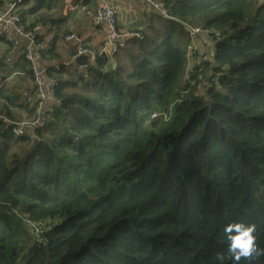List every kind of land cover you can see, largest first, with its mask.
I'll list each match as a JSON object with an SVG mask.
<instances>
[{"label":"trees","instance_id":"1","mask_svg":"<svg viewBox=\"0 0 264 264\" xmlns=\"http://www.w3.org/2000/svg\"><path fill=\"white\" fill-rule=\"evenodd\" d=\"M173 1L143 39L48 67L43 127L0 121V264H219L241 220L264 247V0ZM63 3L22 0L21 25ZM187 25L222 39L183 87Z\"/></svg>","mask_w":264,"mask_h":264},{"label":"crops","instance_id":"2","mask_svg":"<svg viewBox=\"0 0 264 264\" xmlns=\"http://www.w3.org/2000/svg\"><path fill=\"white\" fill-rule=\"evenodd\" d=\"M0 1L2 3L5 1L4 5H0L1 11L8 8L9 3H15L17 0ZM73 1L74 4L71 7L63 5L60 10L55 8L45 22L34 24L30 30L28 28L31 38L19 34L14 27L0 24V111L16 121L30 123L38 111L33 76L22 72L24 55L29 45L33 61L39 71L45 72L48 67L60 65L78 69L77 59L80 56L77 55V48L80 45L87 46L100 54L106 45L107 49L110 48L111 42L127 43L132 40V37L126 35L127 33L132 30L133 32H145L149 25L154 22H162L160 20L164 17L156 9L143 4L140 0H93L88 3L87 0ZM154 1L157 3L161 1L174 2L173 0ZM104 2L112 4L117 10L118 30L121 35L119 37H112L107 22L97 23L85 13V10L96 12L102 9ZM32 23H35V17L26 21L23 28L30 27ZM38 26L40 28L34 31ZM70 35L76 37L77 40L67 39ZM78 41H80V45ZM198 47L201 54L212 56L214 44L208 33L198 36ZM49 52H55L54 55H58L59 59L47 60ZM186 72L185 69L180 81L183 87L186 83ZM43 80L45 82L44 90L48 93L50 85L46 74ZM204 87L205 82L202 81L201 92L204 91ZM7 97L14 99V102H8ZM52 104L53 101L49 100L42 105V109L46 111L52 107Z\"/></svg>","mask_w":264,"mask_h":264},{"label":"built area","instance_id":"3","mask_svg":"<svg viewBox=\"0 0 264 264\" xmlns=\"http://www.w3.org/2000/svg\"><path fill=\"white\" fill-rule=\"evenodd\" d=\"M143 4L148 5L151 8H154L158 11V13L167 16V9H166V3L165 1L161 2H155L154 0H140ZM261 1V0H260ZM22 2V0H17L15 3H9L8 8H5L6 10L5 14L0 17V24H4L6 27H14V29L21 35L25 36L26 38H31L29 36V33L25 31L23 26L21 25V18L19 14V4ZM5 3V1H4ZM107 3V4H106ZM85 13L87 16L91 17L95 22L100 23V22H107L108 25L110 26L111 32H112V37H119L121 36L118 30V18H117V10L116 8L108 3L104 2L103 8L97 10L96 12H92L90 10H85ZM40 26L36 27L34 29L37 30L39 29ZM188 29V34H189V40L190 44L187 49V72H186V81H190L191 75L194 73L197 74L199 73V70H194L197 65H200V63L207 61V57L203 55L201 58H198V52H199V47H198V36L203 34V33H208L211 37V40L213 43L215 41L221 40L222 36L219 33H215L214 35L211 34L209 31L204 30L203 28H196V27H191L187 25ZM129 37H136L139 39H143V36L140 32H129L126 34ZM69 40H77L76 37L73 35H70L67 37ZM31 44L33 45V42L31 40ZM78 44L80 45V41H78ZM112 52L116 53L118 48L122 47L124 44L122 42L120 43H110ZM106 46L102 49L100 54H105L107 53ZM96 52L93 51L91 48L87 46L80 45L77 48V55H84V56H89L92 59H96ZM25 58L31 62V67L30 71L33 73V79L35 83V97L37 99V115L33 121L30 123L24 122V121H16V120H11L6 116V114H1L0 111V121H4L10 126H12L13 129V134L16 137L24 136L27 132L26 128L27 126H34V127H43L45 122L41 117V114L43 113L42 105L49 101V100H54L53 94H52V86L53 82L51 79H48L49 82V92H45L44 90V77L46 72L44 71H39L35 63L33 61V55H32V50L30 45L27 47L26 53H25ZM19 74V73H18ZM24 74V72H23ZM190 85L193 86L194 82L191 81ZM188 91H181V95L187 94ZM180 100L177 99L173 104L170 106V110H174V106L179 102ZM155 118L159 119L160 115L159 114H154L152 116V119L154 120ZM168 121V120H167ZM30 226L32 229L37 233L38 236H41L44 232L49 229L48 226L46 225H41V224H35L30 222Z\"/></svg>","mask_w":264,"mask_h":264},{"label":"clouds","instance_id":"4","mask_svg":"<svg viewBox=\"0 0 264 264\" xmlns=\"http://www.w3.org/2000/svg\"><path fill=\"white\" fill-rule=\"evenodd\" d=\"M255 232V224L242 220L226 224L223 228L226 252L217 254L216 259L219 264H225L228 258L233 261V264H240L242 259L246 264H259L264 257V247L257 243Z\"/></svg>","mask_w":264,"mask_h":264},{"label":"rangeland","instance_id":"5","mask_svg":"<svg viewBox=\"0 0 264 264\" xmlns=\"http://www.w3.org/2000/svg\"><path fill=\"white\" fill-rule=\"evenodd\" d=\"M262 1H263V0H261V1L259 0V4H261ZM73 2H74L73 0H64L63 5L71 7V5L74 4ZM106 4H107V3H106ZM196 28H200V29H202L201 27H196ZM132 32H133V30H132Z\"/></svg>","mask_w":264,"mask_h":264},{"label":"water","instance_id":"6","mask_svg":"<svg viewBox=\"0 0 264 264\" xmlns=\"http://www.w3.org/2000/svg\"><path fill=\"white\" fill-rule=\"evenodd\" d=\"M0 2H1V1H0ZM2 4H4V2H3ZM5 12H6V10L2 9V10L0 11V17H2V16L5 14ZM29 127H31V126H27V128H29Z\"/></svg>","mask_w":264,"mask_h":264}]
</instances>
